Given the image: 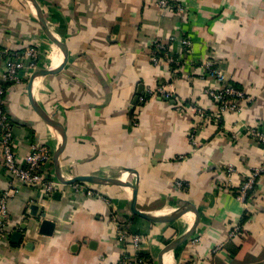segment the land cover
Returning a JSON list of instances; mask_svg holds the SVG:
<instances>
[{
    "label": "crops",
    "instance_id": "0c3cea01",
    "mask_svg": "<svg viewBox=\"0 0 264 264\" xmlns=\"http://www.w3.org/2000/svg\"><path fill=\"white\" fill-rule=\"evenodd\" d=\"M39 1L53 32L67 45L68 61L60 71L38 76L31 90L30 76L6 86L5 111L16 125L21 155L27 156L35 140L53 152L62 142L34 109L32 96L64 125L60 167L65 178L131 181L138 187V208L153 214H169L182 200L197 206L196 231L164 253V264H264V173L246 203L237 197L251 170L264 162V148L237 127L264 121V0H177L184 12L161 10L157 0ZM174 32L192 43L189 62L175 79L164 59H154L161 56L155 40ZM30 45L45 54L42 65L61 64V58L59 65L47 61L54 47L63 61L28 0H0V46ZM210 59L252 100L239 113L224 114L225 131L215 122L203 124L193 143L190 132L199 120L189 106L177 105L192 100L216 110L205 93L220 85L205 73ZM161 84L169 96L147 95L148 88ZM2 159L0 145V187H5L10 176ZM228 164L236 166L231 182L224 172ZM52 170L56 176L54 164ZM18 183L19 192L9 201V232L0 237V264H120L124 254L137 251L146 254L144 264H159L162 249L196 219L193 210L166 222L134 214L132 188L121 184L87 182L105 199L76 194L71 184L46 199ZM114 216L132 234L143 235L139 249L118 238ZM46 219L54 223L51 234L41 231ZM238 224L240 233L230 239Z\"/></svg>",
    "mask_w": 264,
    "mask_h": 264
},
{
    "label": "built area",
    "instance_id": "2783aa9c",
    "mask_svg": "<svg viewBox=\"0 0 264 264\" xmlns=\"http://www.w3.org/2000/svg\"><path fill=\"white\" fill-rule=\"evenodd\" d=\"M157 5L161 10H174L184 12L183 5L177 0H157ZM172 45H177L173 50ZM154 46L158 51L164 54L154 56L155 63L164 59L170 66V71L173 78L179 77L182 67L189 62L188 56L191 52V40L188 36L178 32L172 33L167 40L157 39ZM176 50V51H174ZM43 58V59H42ZM46 59L41 50L30 45L23 50H10L0 46V145L3 150L2 164L5 167L10 178L8 185L0 187V237L9 232L10 229V199L19 192V182L33 188L37 195L50 198L52 194L62 186L67 184L61 182L53 173L52 164H54L53 150L43 141H33L30 145V151L27 156L23 157L18 148V136L15 130V123L10 120L5 111V83L14 85L22 82L26 77H29ZM43 66V65H42ZM207 76L213 77L219 81V86L208 87L205 93L210 96L216 105L215 111H209L200 103L192 100L180 102L178 108L184 109L185 106L196 114L199 122L190 132V139L193 143H197V132L199 128L206 122L216 123L221 131H225L223 117L226 112H240L247 102L251 101L250 94L242 89L234 86L226 77L224 70L213 59L205 61L203 65ZM147 95L156 93L162 96H169L170 91L164 84L157 86L155 89L148 88ZM145 100V96L140 98ZM239 132L248 134L250 138L258 142L264 148V121L257 122L251 125L244 123L237 124ZM239 132H233L232 137L236 138ZM225 133H229L227 130ZM226 179L231 182L236 173V166L228 164L224 169ZM264 173V162L251 170L249 176L241 184L237 192V197L246 203L250 192H252L258 182L260 176ZM179 186H184V183L177 181ZM72 189L76 194L105 197L97 190L91 189L87 182L76 181L71 183ZM41 196V197H42ZM110 203L112 199L107 198ZM113 207L116 208L114 203ZM114 208V209H115ZM117 225L118 238L122 242L131 241L139 249L143 240V235L140 233L132 234L129 226L123 221L114 216ZM242 229L240 224L234 226L230 231V239L237 236ZM197 238L196 240H198ZM224 245V244H223ZM222 244L218 248L223 247ZM137 251L134 254H124L120 264H144L145 257Z\"/></svg>",
    "mask_w": 264,
    "mask_h": 264
},
{
    "label": "water",
    "instance_id": "95a60500",
    "mask_svg": "<svg viewBox=\"0 0 264 264\" xmlns=\"http://www.w3.org/2000/svg\"><path fill=\"white\" fill-rule=\"evenodd\" d=\"M28 1L35 8L37 18L42 26L43 31L54 43H56L61 48L63 55H64L63 61L56 68H49L48 66L41 65L30 75L29 90H31L32 84L38 76L58 72L66 65L68 61V48H67L66 43L58 35H56L53 32L51 26L49 25L47 21L45 12L43 10V7L40 1L39 0H28ZM31 103L34 109L36 110V112L43 118L46 124L56 129L62 136L61 144L58 146V148L53 153L55 174L61 182L65 184H71L76 181H81V182H93V183H99V184H121V185L129 186L130 188H132V197L130 200L131 212L143 218H146L147 220H150V221H155V222L156 221L157 222L158 221L159 222L171 221V220H174L180 217L187 210H193L196 213V219H195L193 226L189 230H187L184 234L180 235L179 237L174 239L172 242L168 243L162 249V251L159 254V260H158L159 264H164L162 260L164 253L177 247L178 245L184 243L186 240L192 237V235L196 231V228L199 224L200 214H199V210L197 206L193 204L192 202H190L189 200H182V203L179 204L177 208L169 214H165V215L159 214L158 215V214H153L151 212L143 211L138 208L137 206L138 187L136 184L132 183L131 181H125L119 178L102 177L98 175H78L72 178H65L62 174L61 167H60V155L62 154L66 146V141H67V133L64 128V125L62 124L61 121H59L54 116L50 115L46 110H44V108L38 105L36 101L33 100L32 96H31ZM52 227H54V223L51 220L46 219L42 224L41 231L46 234H51Z\"/></svg>",
    "mask_w": 264,
    "mask_h": 264
},
{
    "label": "bare ground",
    "instance_id": "6f19581e",
    "mask_svg": "<svg viewBox=\"0 0 264 264\" xmlns=\"http://www.w3.org/2000/svg\"><path fill=\"white\" fill-rule=\"evenodd\" d=\"M33 9L36 12L34 7H33ZM60 58L62 61L61 54L59 53V51L56 47H54V49L49 50V53L47 55V61L48 62H50L51 64H57L59 62ZM61 61L59 62V64L61 63ZM59 64H57V65H59ZM167 211H168V209H164V211H161V213H166ZM187 217L189 219H191V213H187Z\"/></svg>",
    "mask_w": 264,
    "mask_h": 264
},
{
    "label": "trees",
    "instance_id": "16d2710c",
    "mask_svg": "<svg viewBox=\"0 0 264 264\" xmlns=\"http://www.w3.org/2000/svg\"><path fill=\"white\" fill-rule=\"evenodd\" d=\"M156 48V47H155ZM164 53L162 52V51H159V55H163ZM233 84V83H232ZM5 85V87L7 86V85H9V84H4ZM234 86H236V87H238L237 85H235V84H233ZM238 88H240V87H238ZM4 108H5V106H4ZM6 110V109H5ZM9 117V116H8ZM11 120V119H10ZM140 254H142L143 256H145V258H147V256H146V254L145 253H143V252H140Z\"/></svg>",
    "mask_w": 264,
    "mask_h": 264
},
{
    "label": "rangeland",
    "instance_id": "374dc122",
    "mask_svg": "<svg viewBox=\"0 0 264 264\" xmlns=\"http://www.w3.org/2000/svg\"><path fill=\"white\" fill-rule=\"evenodd\" d=\"M44 57H45V54H44ZM43 59V58H42Z\"/></svg>",
    "mask_w": 264,
    "mask_h": 264
}]
</instances>
